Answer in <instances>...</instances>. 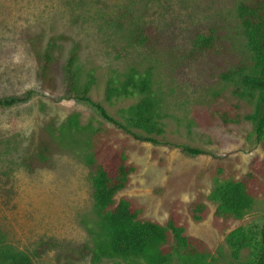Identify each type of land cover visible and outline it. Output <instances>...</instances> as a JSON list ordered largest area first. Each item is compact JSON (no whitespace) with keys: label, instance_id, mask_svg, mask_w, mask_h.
<instances>
[{"label":"rangeland","instance_id":"374dc122","mask_svg":"<svg viewBox=\"0 0 264 264\" xmlns=\"http://www.w3.org/2000/svg\"><path fill=\"white\" fill-rule=\"evenodd\" d=\"M239 1L0 0V97L34 91L27 102L0 110V241L28 253L34 264H127L95 260L92 252L97 232L92 169L83 155L95 145H108L123 151L134 168L116 200L132 201L141 218L158 223L175 211L186 234L204 243L212 264L235 261L227 238L241 230L252 237L264 224V177L255 183L254 203L241 219L215 218V205L206 196L217 181L242 179L252 160L264 159V140H256L251 123L224 125L213 114L235 103L240 113L250 110L234 98V84L220 78L248 58L236 18ZM136 24L154 27L150 47L129 40L128 31ZM210 31L213 50L192 58L193 41ZM36 35L42 45L53 36L67 37L56 53L60 64L78 45L81 69L95 77L92 99L118 121L117 110L134 100L109 104L104 95L108 77L130 66L151 69L162 97L164 132L156 137L162 144L134 139L87 104L54 100L35 75L28 38ZM73 114L81 131L69 149L44 151L49 125L64 124ZM174 145L203 153L186 154ZM40 152L45 160L36 156ZM201 196L207 210L195 221L188 207ZM254 253L252 248L241 250L239 262L248 264ZM172 264L180 263L174 259Z\"/></svg>","mask_w":264,"mask_h":264},{"label":"trees","instance_id":"16d2710c","mask_svg":"<svg viewBox=\"0 0 264 264\" xmlns=\"http://www.w3.org/2000/svg\"><path fill=\"white\" fill-rule=\"evenodd\" d=\"M236 18L245 39L248 58L237 63L234 70L220 74L223 81L234 84L232 94L238 101L246 102L250 110L239 112V104H229L226 109L213 111L216 119L224 124H236L245 120L252 124L256 140H264V0H240L236 5ZM129 40L141 47H150L156 39L152 25L136 24L128 31ZM67 37H50L44 45L39 36L28 38L29 51L36 62V78L48 88L55 99H73L90 106L99 116L111 122L120 131L134 139L162 144L156 137L164 132L161 120L162 97L154 88L151 69L138 70L128 67L119 76H109L104 95L109 104L119 100L133 99L134 103L117 110L121 121L116 120L104 106L92 99L90 91L95 77L90 70H82L78 63L77 44H73L68 56L60 64L61 41ZM215 45L214 32L196 38L190 56H203ZM58 88V89H57ZM34 91L29 89L18 95L0 97V110L27 102ZM50 140L44 151L61 146L69 149L70 141L81 131L76 114L64 124L49 125ZM91 142V141H90ZM56 144V145H55ZM91 145V143H90ZM53 146V147H52ZM186 154H202L203 151L186 145H174ZM102 154L101 158L99 156ZM45 160L46 155H36ZM84 163L91 168L89 181L92 196V212L96 219L97 232L93 236V257L95 260L120 259L127 264H172L176 259L180 264H212L209 251L204 243L185 232L175 211H171L163 223L144 219L136 205L125 198L115 199L129 181L133 166L127 162L123 151L110 146L95 145L83 155ZM247 174L239 180L217 181L206 196L215 205L214 217L221 219H241L254 203V185L259 177H264V159H254ZM201 196L188 207L190 217L198 221L207 210ZM227 242L233 251L235 261L246 248L254 250V257L248 264H264V224L252 237L241 230ZM0 264H34L32 257L13 245L0 241Z\"/></svg>","mask_w":264,"mask_h":264}]
</instances>
